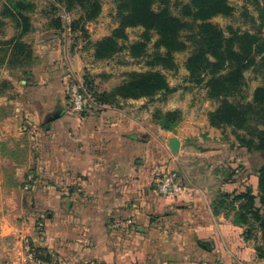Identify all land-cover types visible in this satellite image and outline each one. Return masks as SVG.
Listing matches in <instances>:
<instances>
[{
    "label": "crops",
    "instance_id": "0c3cea01",
    "mask_svg": "<svg viewBox=\"0 0 264 264\" xmlns=\"http://www.w3.org/2000/svg\"><path fill=\"white\" fill-rule=\"evenodd\" d=\"M0 36V45L9 41ZM66 68L52 74L57 68L49 66L30 84L31 71L0 58V264L258 261L255 241L234 225V213H214L221 192L233 190L217 172L226 161L212 151L227 144L197 140V154L189 150L182 133L191 119L183 107L180 125L167 136L138 101L72 115L63 100ZM202 124L214 131L208 117ZM193 129V137L203 133ZM172 136L181 141L179 156L170 152ZM189 157L202 168L190 170ZM170 170L185 191L164 198L156 183Z\"/></svg>",
    "mask_w": 264,
    "mask_h": 264
},
{
    "label": "trees",
    "instance_id": "16d2710c",
    "mask_svg": "<svg viewBox=\"0 0 264 264\" xmlns=\"http://www.w3.org/2000/svg\"><path fill=\"white\" fill-rule=\"evenodd\" d=\"M66 12L80 8L85 12L84 20L92 22L102 13L100 0H54ZM258 18H251L253 24L259 23V33L229 31V37L212 23L216 17L229 18L235 9L229 0H115L119 27L113 35L95 44V60L107 61L123 51L119 41L126 38V30L142 28L141 42L131 45L128 50L134 60L148 59L152 68L177 71L175 54L194 48L188 58L186 69L189 78L196 84H205L208 99L217 101L220 106L208 116L212 128L226 127L246 131L255 116L259 117L262 130L254 139H240V145H215L212 151L216 157L226 161L224 170L228 171L224 185L233 188L221 192L213 203L214 213L226 216L234 213V225L246 227V240L254 238L256 230L261 234L264 245V86L255 90L253 102L238 104L228 97L243 92L246 72L264 74V0H252ZM174 4L181 10V16L173 15L170 6ZM159 5L158 11L154 9ZM34 6L28 0H6L3 17L15 24L16 38L8 41L7 46L17 55L31 56L29 47L22 41L32 32L29 11ZM183 33H189L187 41ZM157 36L154 53L148 54L152 38ZM161 51H164L162 53ZM175 92L167 77L161 71L145 74L133 73L129 80L110 94H104L99 103L111 106L122 101L153 99L165 97ZM160 118V119H159ZM159 120V121H158ZM156 121L166 132H174L181 121L179 112L158 114ZM257 155L261 163H252ZM259 258L264 259L262 249H256Z\"/></svg>",
    "mask_w": 264,
    "mask_h": 264
},
{
    "label": "rangeland",
    "instance_id": "374dc122",
    "mask_svg": "<svg viewBox=\"0 0 264 264\" xmlns=\"http://www.w3.org/2000/svg\"><path fill=\"white\" fill-rule=\"evenodd\" d=\"M5 2L6 0H0V33H3V39L9 37L10 41L17 37L18 32L15 29V24L2 15ZM28 2L34 6L33 11L26 13L31 19L32 32L25 36L22 41L29 47L31 56L29 58L17 55V51H12L6 43H3L0 45V58L3 62L10 65V67L12 65H19L26 72L31 71V75L29 73L26 75L31 78L26 79L30 84L34 82V79L38 75L42 78L44 73H48L49 66L51 69L57 68L52 71V74H61L62 67L65 64L67 66V81L64 83V102L69 103V88L77 84L82 86L84 92L91 100L88 110H95L102 106L99 103L100 98L104 94H110L117 87L126 83L129 80L130 74L161 71L167 77L170 87L175 92L167 97L159 95L153 99L138 100L139 104H141L138 106L147 108V111L151 112L153 123L156 126H158V122L156 121L158 114L179 112L182 121L183 113L177 108L183 107L191 119L190 126L185 128V132L182 133L185 139L184 142L188 145L189 150L192 148L195 150V154L198 151L194 146L197 140L202 141L203 144H212V142L220 141L225 144L240 145L241 138L256 140V135L262 130L259 117L257 116L250 121L246 131H237L229 127L223 129L214 128V131H211L212 133L203 130L204 125L202 121L210 113L215 112L220 103L208 99V90L205 88L204 83L196 84L190 80L189 72L186 69L187 60L194 51L190 43H188V50L175 54V62L178 66L176 72L152 68L148 65L149 60L145 58L140 60L131 58L128 48L135 43L141 42V37L144 33V29L142 28L126 30V38L119 41L120 47L123 48L122 52L107 61L95 60V44L113 35L119 27L115 0H100L102 13L98 19L92 22L84 20L85 12L80 8L66 12L64 7L55 4L54 0H28ZM229 3L235 9L234 15L229 18L216 17L212 20V23L222 29L227 37L230 36V30L243 33H259V23L253 24L251 21L252 17L258 18L252 0H229ZM154 9L158 11L159 5H156ZM170 10L173 15L177 17L181 16V10L174 4L170 6ZM53 34L54 36H52ZM188 35L189 33H183V40L187 41ZM156 41L157 36H154L148 46L149 55L154 53ZM44 45L48 48L42 49L41 47ZM161 52L164 53V51ZM51 56H56L55 61L52 60V63L49 59ZM33 70L34 72L37 71V73L34 74ZM245 84L242 93L228 97L230 102L235 105L252 103L255 90L264 86V74L262 71L261 73H255L254 69H251L245 74ZM121 102L123 101L118 100L117 103L111 106L120 107ZM168 108L175 109V111L166 112ZM194 127L201 128L203 133L200 134V137H193L192 132H195L193 131ZM167 133L170 132H166V136L168 135ZM189 135L190 137L188 138ZM163 139L166 140V137H163ZM251 162L254 164L261 163L256 154L252 156ZM186 166L191 168L190 170L202 168L199 166L197 159L192 157H189ZM217 172L222 173L224 176L228 174L227 170ZM24 181L25 198L29 201L30 189L27 190L26 188L30 187L33 179L28 177ZM253 235L256 249H262L264 254V245L261 241L260 232L255 230ZM257 256L258 261L255 260L253 264L263 263L264 259H260L258 253Z\"/></svg>",
    "mask_w": 264,
    "mask_h": 264
},
{
    "label": "built area",
    "instance_id": "2783aa9c",
    "mask_svg": "<svg viewBox=\"0 0 264 264\" xmlns=\"http://www.w3.org/2000/svg\"><path fill=\"white\" fill-rule=\"evenodd\" d=\"M69 112L72 115L81 117L90 107L91 100L84 92L82 86L74 84L68 91ZM185 191V186L180 180L179 174L175 171H166L161 174L156 183V192L164 198L176 197ZM129 225L132 222H128ZM214 264H224L223 261Z\"/></svg>",
    "mask_w": 264,
    "mask_h": 264
},
{
    "label": "water",
    "instance_id": "95a60500",
    "mask_svg": "<svg viewBox=\"0 0 264 264\" xmlns=\"http://www.w3.org/2000/svg\"><path fill=\"white\" fill-rule=\"evenodd\" d=\"M62 113H64V111H62L61 113L57 114L56 116H60ZM56 116H54V118ZM168 144H169L170 152H171L172 155H179L180 154L181 141L177 137H175V136L170 137L169 140H168Z\"/></svg>",
    "mask_w": 264,
    "mask_h": 264
}]
</instances>
